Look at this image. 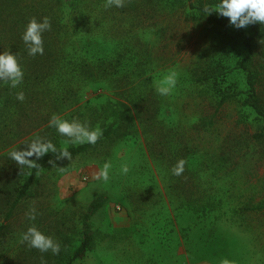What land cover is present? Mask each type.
I'll return each instance as SVG.
<instances>
[{
    "label": "rangeland",
    "instance_id": "rangeland-1",
    "mask_svg": "<svg viewBox=\"0 0 264 264\" xmlns=\"http://www.w3.org/2000/svg\"><path fill=\"white\" fill-rule=\"evenodd\" d=\"M127 2L131 8L108 6L109 0H0L8 25L22 27L33 17L47 16L52 27L67 24L76 30L72 34L90 42L91 60H131L121 69L125 81L119 91L81 81L76 95L60 104L51 71L46 93L26 104L24 124L63 112L65 120L89 131L112 122L118 130L97 149L54 159L40 170L0 245V264H41L42 257L47 264H67L84 239L81 216L99 195L108 202L91 220L93 248L71 264H221L224 259L264 264V213L246 209L264 202V155L250 141L261 122L242 106V95L226 103L216 131L195 129L198 118L213 112L217 102L212 83L201 84L199 77L218 76L216 85L225 92L247 90L239 65L249 26L211 25L179 0ZM11 10L20 12V20L8 17ZM170 73L176 74L175 87L161 95L157 89L167 86ZM131 78L138 79L136 85ZM141 120L158 131L159 122L171 130L166 148L150 149ZM60 136L56 144H79L70 142L75 136ZM48 138L40 140H53ZM187 139L191 150L184 147ZM33 141L20 151H28ZM181 160L184 170L174 175ZM106 162L111 165L108 181L96 179ZM196 202L214 208L196 210ZM32 209L35 220L26 215ZM33 225L60 244L59 254L20 242Z\"/></svg>",
    "mask_w": 264,
    "mask_h": 264
},
{
    "label": "trees",
    "instance_id": "trees-1",
    "mask_svg": "<svg viewBox=\"0 0 264 264\" xmlns=\"http://www.w3.org/2000/svg\"><path fill=\"white\" fill-rule=\"evenodd\" d=\"M186 2L189 7L197 12L203 13L211 25L225 27L229 25V18L224 17L212 11L208 13L205 9L212 10L219 3V0H179ZM152 0H146L151 3ZM131 3V2H130ZM123 0V9L131 8L132 4ZM134 5V4H133ZM20 12L11 10L8 17L14 20H20ZM7 16L0 12V52L11 51L17 55V59L24 71V79L17 88H12L9 82L11 77H0V245L3 238L11 230L13 220L20 213L21 205L26 199L33 183L40 170L54 159L61 158L59 150L67 147L71 156H77L90 150H95L103 142L117 133V123H110L102 127V135L95 144L79 143L77 145L58 143L62 137L54 127H49V118L36 125L24 124L23 118L29 116L26 104L36 103L46 93V80L49 74L55 73L57 101L60 104H67L73 95H76V87L81 81H93L100 85L114 87L120 90L121 83L125 81L121 75V69L130 66L131 60L108 59L99 57L95 61L91 60V43L84 37L75 36L72 32L76 31L69 25H59L51 27L50 30L43 33L44 53L42 55L30 56L27 46L21 39L25 26L19 27L17 24H6ZM250 34L245 39L244 46L246 54L242 58L239 68L247 75V90L237 93H230L221 90L216 85V75L210 74L205 77H199L197 81L201 84L212 83L216 89V104L213 112H203L196 122L197 131L214 132L217 130V117L221 110L225 108L226 103L238 99L245 95L242 106L251 109L256 118L261 122L260 132L250 136L252 146L259 147V151L264 155V92L262 83L264 79V24L260 22L248 25ZM76 33V32H75ZM131 72V71H127ZM148 79V78H147ZM132 84L138 82V79L131 78ZM23 91L25 99L20 101L16 94ZM127 91V88L126 90ZM137 107V104H134ZM63 112L57 116L62 117ZM63 119L66 117H62ZM144 126L145 134H150L148 145L150 149L168 146L171 130H166L162 123H157L159 131L150 123L141 120ZM153 128V129H151ZM164 131L163 134H161ZM53 141L57 152L45 153L38 159L33 155L35 167H29L27 170H21L22 164L17 163L10 156L12 151H20L25 144L31 143L32 140L47 138ZM149 137V136H148ZM29 143V144H30ZM184 147L187 150L194 148L192 140H185ZM231 153V152H229ZM28 158V157H27ZM17 163V164H16ZM20 167V169H19ZM21 170V171H20ZM24 178H22V176ZM190 176H193L190 174ZM17 184L16 187L10 188L11 185ZM108 197L99 195L94 198L87 206L81 216L82 235L84 239L78 248L75 249L73 258L67 263L71 264L73 260H82L86 254L93 248V231L92 218L106 206ZM196 210L207 209L213 210L214 205L193 204ZM248 211L264 213V202L255 206L246 208Z\"/></svg>",
    "mask_w": 264,
    "mask_h": 264
},
{
    "label": "clouds",
    "instance_id": "clouds-1",
    "mask_svg": "<svg viewBox=\"0 0 264 264\" xmlns=\"http://www.w3.org/2000/svg\"><path fill=\"white\" fill-rule=\"evenodd\" d=\"M113 3L117 7L123 6V0H109L108 6H111ZM205 11L208 13L216 11L224 17H228L230 24L236 28L246 27L255 22L264 24V0H219V3L214 9H205ZM51 27V20L47 16L43 17L40 21L35 17L28 21L21 39L27 46V51L30 56H36L37 54L42 55L44 53L43 33L50 30ZM175 75V73H170L164 80V84L167 86L157 89L161 95H168L171 88L175 87ZM0 77H11L10 80L5 79L3 81L9 82L12 88H17L23 82V68L17 59V55L13 54L11 51L0 52ZM16 97L20 101L25 99L23 91L18 92ZM49 127H54L57 132L70 138L75 136V139H71L70 141L74 144H95L102 135V130L99 128L89 131L82 124L76 121L70 122L55 114H53L49 120ZM49 150L54 153L57 152L56 146L51 141L43 142L38 138L33 141L28 151H12L10 156L19 164H27L29 167H35L34 163L27 159V157L33 154L42 156L49 152ZM59 154L62 157L71 159V153L66 146L59 150ZM184 163L183 160L178 161L173 169L174 175H180L183 172ZM110 167L111 165L106 162L95 178L108 181ZM122 171L124 173L128 172V166L126 164L122 165ZM26 215L30 220H35V209H32ZM20 242L26 243L31 248L39 249L41 253L48 252L49 250H51L53 254H59L60 252V244L51 236L45 235L34 225L21 234ZM41 264H47L43 257L41 258ZM221 264H233V262L224 259L221 261Z\"/></svg>",
    "mask_w": 264,
    "mask_h": 264
}]
</instances>
